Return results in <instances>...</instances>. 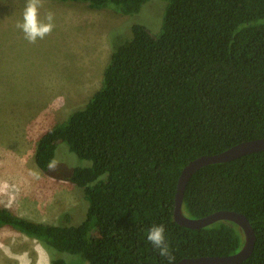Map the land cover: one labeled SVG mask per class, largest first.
<instances>
[{
  "label": "trees",
  "instance_id": "trees-1",
  "mask_svg": "<svg viewBox=\"0 0 264 264\" xmlns=\"http://www.w3.org/2000/svg\"><path fill=\"white\" fill-rule=\"evenodd\" d=\"M58 1L131 16L149 0ZM163 1L160 32L132 26L113 44L99 90L38 140L34 163L43 173L59 143L91 162L69 179L87 201L84 219L52 225L0 208V229L37 241L49 264H166L146 239L156 224L165 226L176 263L242 247L234 223L188 229L174 221L173 207L189 162L264 137V0ZM217 211L247 218L255 243L241 264H264V150L192 175L183 214ZM63 254L80 258L70 263Z\"/></svg>",
  "mask_w": 264,
  "mask_h": 264
},
{
  "label": "rangeland",
  "instance_id": "rangeland-1",
  "mask_svg": "<svg viewBox=\"0 0 264 264\" xmlns=\"http://www.w3.org/2000/svg\"><path fill=\"white\" fill-rule=\"evenodd\" d=\"M24 4L0 0V208L34 222L75 225L88 204L69 179L74 168L91 162L59 143L55 168L43 173L34 163L38 140L99 90L113 44L127 39L132 26L154 36L160 32L166 2L149 0L138 14L123 16L84 2L42 0L41 17L51 11L55 28L35 44L16 27ZM63 258L73 263L80 257ZM0 264H49V254L37 241L4 227Z\"/></svg>",
  "mask_w": 264,
  "mask_h": 264
},
{
  "label": "water",
  "instance_id": "water-1",
  "mask_svg": "<svg viewBox=\"0 0 264 264\" xmlns=\"http://www.w3.org/2000/svg\"><path fill=\"white\" fill-rule=\"evenodd\" d=\"M264 150V137L239 143L229 149L211 156H201L189 162L179 175L174 196L173 219L188 229H201L219 221H229L237 225L243 233L242 247L234 254L228 256H205L182 259L176 264H241L252 254L255 234L247 218L234 211H217L199 219H190L182 212V201L185 187L192 177L202 167L211 164L230 162L242 156Z\"/></svg>",
  "mask_w": 264,
  "mask_h": 264
},
{
  "label": "clouds",
  "instance_id": "clouds-1",
  "mask_svg": "<svg viewBox=\"0 0 264 264\" xmlns=\"http://www.w3.org/2000/svg\"><path fill=\"white\" fill-rule=\"evenodd\" d=\"M41 7L42 0H25L21 20L16 24L24 39L31 44L49 36L55 28L54 14L49 11L41 17ZM55 166L56 164H50L49 169H54ZM146 239L158 255L165 259L166 264H176V257L170 251L163 224L152 225L148 229Z\"/></svg>",
  "mask_w": 264,
  "mask_h": 264
},
{
  "label": "crops",
  "instance_id": "crops-1",
  "mask_svg": "<svg viewBox=\"0 0 264 264\" xmlns=\"http://www.w3.org/2000/svg\"><path fill=\"white\" fill-rule=\"evenodd\" d=\"M20 1V0H19ZM17 2V1H16ZM25 5V4H24ZM16 6H19V4L18 3H16ZM8 14V13H7ZM10 81H12V80H10ZM12 84H14V83H12ZM4 85H10V84H4Z\"/></svg>",
  "mask_w": 264,
  "mask_h": 264
},
{
  "label": "bare ground",
  "instance_id": "bare-ground-1",
  "mask_svg": "<svg viewBox=\"0 0 264 264\" xmlns=\"http://www.w3.org/2000/svg\"><path fill=\"white\" fill-rule=\"evenodd\" d=\"M10 261V260H9Z\"/></svg>",
  "mask_w": 264,
  "mask_h": 264
}]
</instances>
